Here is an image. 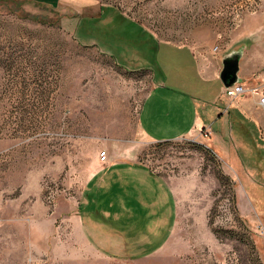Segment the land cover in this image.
<instances>
[{"label": "rangeland", "instance_id": "rangeland-1", "mask_svg": "<svg viewBox=\"0 0 264 264\" xmlns=\"http://www.w3.org/2000/svg\"><path fill=\"white\" fill-rule=\"evenodd\" d=\"M94 1L95 13L82 16L101 20L65 26L61 0H0V264H264V203L253 198L264 202L261 132L239 169L199 133L153 143L138 124L153 83L172 86L189 66L174 44L219 47L220 59L248 26L249 43H264V0ZM219 90L212 98L219 91L224 107ZM105 150L132 155L173 186L176 223L150 255L105 260L77 239L87 173Z\"/></svg>", "mask_w": 264, "mask_h": 264}, {"label": "crops", "instance_id": "crops-1", "mask_svg": "<svg viewBox=\"0 0 264 264\" xmlns=\"http://www.w3.org/2000/svg\"><path fill=\"white\" fill-rule=\"evenodd\" d=\"M61 2L68 5L70 13V17H63L65 26L70 25L71 21L76 26L82 19L101 20L97 15L93 19L82 16V12H88L89 16L95 13L94 0ZM116 13L125 19V16ZM251 30L248 26L238 36L239 48H243L239 77L245 87L255 88L264 77V48L260 46L264 43H249L248 40H253ZM174 46L180 56L189 57V66L185 69L187 63L182 64L181 75L174 79L172 86L165 78L153 83L140 107V110H146L141 111L143 118L138 122L143 137L161 144L177 139L190 140L196 138L201 130L210 128L209 137L204 140L208 142L209 150L220 160L225 156L232 168L235 164L240 169V154L243 153L247 159L249 138H253L254 132H261L264 138V112L254 106L257 97L249 96L244 100L245 96L238 97L233 104L226 98L228 104L222 107L220 101L218 104L215 99L219 88L223 89V84H216L222 56L220 59L213 57L210 47L199 49L190 43ZM184 52L187 56L183 55ZM215 86L219 91L212 98ZM176 95L180 101L177 100L171 107L164 108L166 102L163 105L157 102L158 99H175ZM219 96L220 99L225 98L221 93ZM155 101L156 104H153ZM171 110L174 124L167 120ZM215 116L217 121L224 119V123L214 127L211 122ZM197 140L206 145L200 138ZM256 149L264 154V139L261 146L256 145ZM107 159L105 165L96 161L87 173L83 194L84 207L88 212L78 216L77 239L105 260L150 255L165 244L176 223L173 186L132 155L125 158L108 150ZM243 165L247 168L246 162ZM242 182L249 191V184ZM255 193L253 198L256 202L264 203Z\"/></svg>", "mask_w": 264, "mask_h": 264}, {"label": "built area", "instance_id": "built-area-1", "mask_svg": "<svg viewBox=\"0 0 264 264\" xmlns=\"http://www.w3.org/2000/svg\"><path fill=\"white\" fill-rule=\"evenodd\" d=\"M219 51V47L213 48L211 50V55L213 57L217 56V52ZM222 96L227 98L229 101L233 102L234 100H237L238 97L242 96H255L257 97V106L258 108L264 112V81H262L257 87L250 88L245 87L242 83L233 85L232 88H225L223 86L222 89ZM210 134V128H205L199 132V136L203 138H208ZM101 164H106L107 159V151H102L99 153L98 157Z\"/></svg>", "mask_w": 264, "mask_h": 264}, {"label": "water", "instance_id": "water-1", "mask_svg": "<svg viewBox=\"0 0 264 264\" xmlns=\"http://www.w3.org/2000/svg\"><path fill=\"white\" fill-rule=\"evenodd\" d=\"M243 48L236 49L223 54L221 58V68L219 80L225 88H232L233 85L241 83L239 77V63L242 58Z\"/></svg>", "mask_w": 264, "mask_h": 264}]
</instances>
